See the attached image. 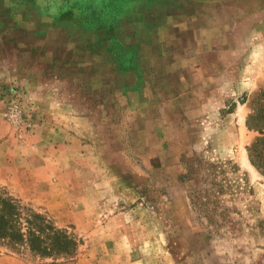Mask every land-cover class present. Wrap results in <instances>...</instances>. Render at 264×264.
<instances>
[{
	"label": "rangeland",
	"instance_id": "rangeland-1",
	"mask_svg": "<svg viewBox=\"0 0 264 264\" xmlns=\"http://www.w3.org/2000/svg\"><path fill=\"white\" fill-rule=\"evenodd\" d=\"M263 89L264 0H0V190L77 242L0 264H264Z\"/></svg>",
	"mask_w": 264,
	"mask_h": 264
},
{
	"label": "trees",
	"instance_id": "trees-1",
	"mask_svg": "<svg viewBox=\"0 0 264 264\" xmlns=\"http://www.w3.org/2000/svg\"><path fill=\"white\" fill-rule=\"evenodd\" d=\"M260 94L264 95V89ZM258 115L251 114L253 119ZM249 156L264 174V134L251 144ZM0 244L21 254L63 257L74 253L77 242L73 235L55 226L42 213L21 205L0 190Z\"/></svg>",
	"mask_w": 264,
	"mask_h": 264
},
{
	"label": "built area",
	"instance_id": "built-area-1",
	"mask_svg": "<svg viewBox=\"0 0 264 264\" xmlns=\"http://www.w3.org/2000/svg\"><path fill=\"white\" fill-rule=\"evenodd\" d=\"M14 111H16V110H14Z\"/></svg>",
	"mask_w": 264,
	"mask_h": 264
}]
</instances>
